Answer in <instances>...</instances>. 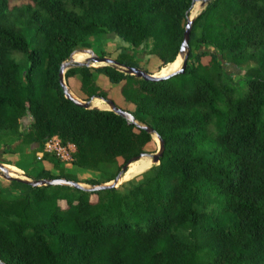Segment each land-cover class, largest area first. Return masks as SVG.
Listing matches in <instances>:
<instances>
[{
    "label": "trees",
    "instance_id": "1",
    "mask_svg": "<svg viewBox=\"0 0 264 264\" xmlns=\"http://www.w3.org/2000/svg\"><path fill=\"white\" fill-rule=\"evenodd\" d=\"M194 1L0 0V150L25 160L11 167L33 180L99 185L155 153L145 130L66 99L60 68L74 51L112 34L148 48L157 67L130 53L115 60L159 73L180 54ZM190 48L185 74L161 81L112 66L66 72L81 100L113 101L152 127L165 142L164 157L102 192L8 181L19 194L0 190L2 262L264 264V0L212 1L194 22ZM224 62L257 63L244 89ZM53 137L74 147L71 162L38 159ZM67 166L91 176L81 180Z\"/></svg>",
    "mask_w": 264,
    "mask_h": 264
},
{
    "label": "water",
    "instance_id": "2",
    "mask_svg": "<svg viewBox=\"0 0 264 264\" xmlns=\"http://www.w3.org/2000/svg\"><path fill=\"white\" fill-rule=\"evenodd\" d=\"M199 1H201L203 6L207 7L214 0H195L193 5ZM190 12L191 11H189V13L187 14V23H186L185 33H184V40H183L181 50H180V54H179V56H182V58H183L182 66L179 70H177L173 73H170V74H167L164 76L160 75L159 73H156L153 75L148 74L147 72H145L139 68L131 67V66H124V65L120 64L115 59H111L108 57H99L92 50H89V49H78V50L74 51L71 54L69 60L65 61L61 65L60 72H59V83L63 89V92H64L66 99L72 101L75 105H77L81 108H84L86 110L87 109H98V110H103V111H111V112L115 113L116 115L124 118L129 125H135L138 128L145 130L147 133H149L153 137L154 141L156 142V144L158 146V150L156 153H154V154L144 153V154L140 155L139 157L132 159L129 163H127L123 167L121 173L117 176L116 179H114L111 182L99 184V185H89V184L79 183V182L71 181V180H68L65 178L33 180V179H30L29 177H27L26 175L24 178H16V177H12L9 175V171H8L6 164L0 163V171H1L3 178L9 182L18 181V182L24 183L26 185H29L33 188L47 187V186H64V187H70V188H74L77 190H82V191H85L88 193H92V192H102V191H108V190L120 188L121 185L124 184V177L128 173L130 165H132L135 162H138V161L143 160V159H149V162H151L153 164V166L160 165L161 160L164 157L165 142L161 138V136L158 133H156V131L152 127L137 121V119L135 118V116H133V114L120 109L119 107H117L115 105V103L113 101L100 99L107 104L108 108L107 109H99V108H96L93 106V101L95 99H99V98H93L91 101L81 100L68 87L66 79H65V74L71 67L78 65V66H86V67H94V68L112 66L115 69H117L118 71L125 73L126 75H131V76H135L137 78H142L146 81H161V80H166V79H169V78L177 76V75H183L186 72V69L188 66V61H189L190 54H191L190 39H191L192 26H193V23L195 22V19L190 20V17H189ZM77 52H86L91 57L86 62L74 61V56ZM15 146L16 145H14L13 147H15ZM4 152L5 151L3 150V153ZM152 167L142 170V172L139 175L147 172ZM0 264H5V263L0 260Z\"/></svg>",
    "mask_w": 264,
    "mask_h": 264
},
{
    "label": "rangeland",
    "instance_id": "3",
    "mask_svg": "<svg viewBox=\"0 0 264 264\" xmlns=\"http://www.w3.org/2000/svg\"><path fill=\"white\" fill-rule=\"evenodd\" d=\"M13 4H19V3L14 1ZM206 8H207L206 6L202 5L201 1L196 2L191 9L190 16H189L190 20H193V19L196 20L202 14V12H204V10ZM195 10H197V11L195 12ZM193 13H195V14L193 15ZM193 25H194V23H193ZM192 29H193V26H192ZM81 49H89V50H92L99 57H108L111 59H115L120 53H127V54L130 53V54L134 55L137 59L145 60L147 62V64L150 67H152L151 69L154 70L157 67V65L154 64V62H151V61H153V57L148 55V52H149L148 48H147V50H145V49L143 50L142 48L134 49L132 46H130L129 44H127V43L123 42L121 39H119L116 35H112V34L103 35L99 40L93 39L91 41V45L89 48H81ZM197 51L198 50L194 51L195 55H196ZM79 54H87V55H82V56L76 57L75 60H77V61L81 60L82 62H85L86 58L89 57V54L86 52H77L75 54V56L79 55ZM177 61L178 60H176L175 62H177ZM224 65L226 68L225 69L226 72L229 75H233L232 79H233L234 83L244 89V81L247 78V76L249 75L250 69L256 67L257 63L251 62L249 64L242 65V67H238V66L232 64L231 62H228V63L224 62ZM165 68H163V69H165ZM154 74H156V72ZM94 103H95V101H94ZM28 120H29L28 118L24 119V122L28 123ZM24 130H27V129L25 128ZM19 144H20L19 142L14 144V145H16L15 148ZM3 150L4 149L0 150V163L6 164L8 167H11V166H13L11 164L12 162H18L21 160H23L25 162V160L21 154L20 155H13V156L12 155H4ZM157 150H158V146H157ZM24 154H27L30 156L32 154V150L26 149L24 151ZM149 154H154V153H149ZM143 160H149V159H143ZM143 160H141V161H143ZM137 163H139V162H137ZM152 166H153V164H152ZM33 167H32V169H33ZM12 168H14V167H12ZM15 169H17V168H15ZM17 170L20 173H19V176L16 178H24L26 173L24 171L22 172L19 169H17ZM65 170L70 174L76 175L81 180H86L87 178H90V176H91L90 173H87L86 171H82V170H77L75 167H71V166H67ZM23 173H24V175H23ZM129 181L130 180L125 181L124 184L129 182ZM8 186H9L8 181L3 178L1 171H0V190L4 191V193L6 195H10V196H17L19 194V191H17L16 189H13L12 187H8Z\"/></svg>",
    "mask_w": 264,
    "mask_h": 264
},
{
    "label": "bare ground",
    "instance_id": "4",
    "mask_svg": "<svg viewBox=\"0 0 264 264\" xmlns=\"http://www.w3.org/2000/svg\"><path fill=\"white\" fill-rule=\"evenodd\" d=\"M197 10H195L196 12ZM195 13H193L194 15ZM82 56V55H80ZM79 57V56H77ZM91 56L89 55L88 58H86L85 62L90 58ZM76 58V57H75ZM74 58V61H77L75 60ZM177 62H174L170 65H168L165 69H163L160 73V75L164 76V75H167V74H170V73H173L177 70H179L182 66V62H183V58L182 56H178L177 58ZM77 62H82L81 60L77 61ZM95 101V103H94ZM93 101V106H95L96 108H99V109H107V104L105 102H103L102 100L100 99H95ZM139 163L135 162L133 163L132 165H130V168H129V171L128 173L126 174V176L124 177V182L125 181H128V180H131V179H134L136 176H138L142 170L146 169V168H150L152 166V163L149 162V160H143V161H138ZM8 171H9V175L12 176V177H18L19 176V171L15 168H12V167H8ZM24 175V173H23ZM25 177V176H24Z\"/></svg>",
    "mask_w": 264,
    "mask_h": 264
},
{
    "label": "built area",
    "instance_id": "5",
    "mask_svg": "<svg viewBox=\"0 0 264 264\" xmlns=\"http://www.w3.org/2000/svg\"><path fill=\"white\" fill-rule=\"evenodd\" d=\"M74 152V147L64 146L58 137H53L49 139L46 144L44 151L38 153V159H41L44 154H52L58 157L61 161L68 163L73 160L72 153Z\"/></svg>",
    "mask_w": 264,
    "mask_h": 264
}]
</instances>
